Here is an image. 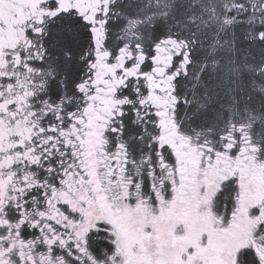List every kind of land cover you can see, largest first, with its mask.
Returning <instances> with one entry per match:
<instances>
[{
  "label": "snow or ice",
  "instance_id": "obj_1",
  "mask_svg": "<svg viewBox=\"0 0 264 264\" xmlns=\"http://www.w3.org/2000/svg\"><path fill=\"white\" fill-rule=\"evenodd\" d=\"M0 264H264V0H0Z\"/></svg>",
  "mask_w": 264,
  "mask_h": 264
}]
</instances>
